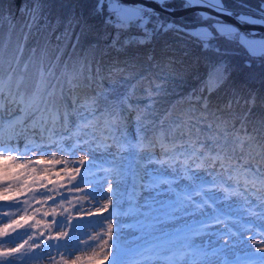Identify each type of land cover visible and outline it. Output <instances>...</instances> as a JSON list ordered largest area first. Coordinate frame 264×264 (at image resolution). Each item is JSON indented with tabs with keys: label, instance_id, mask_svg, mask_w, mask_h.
I'll list each match as a JSON object with an SVG mask.
<instances>
[{
	"label": "trees",
	"instance_id": "16d2710c",
	"mask_svg": "<svg viewBox=\"0 0 264 264\" xmlns=\"http://www.w3.org/2000/svg\"><path fill=\"white\" fill-rule=\"evenodd\" d=\"M163 2L177 8L185 0ZM137 8L127 19L107 0H0L2 123L47 139L49 128L68 135L94 120L86 131L110 147L104 120L115 118L120 138L135 142L139 115L146 137L163 129L178 151L199 141L202 151L219 152L229 165L209 158L206 167L263 187L264 54L217 31L212 16ZM223 10L264 21V0H223ZM203 25L213 27L210 35ZM221 65L208 92V76ZM86 100L94 103L85 107ZM159 152V145L151 150Z\"/></svg>",
	"mask_w": 264,
	"mask_h": 264
},
{
	"label": "snow or ice",
	"instance_id": "6c2138e0",
	"mask_svg": "<svg viewBox=\"0 0 264 264\" xmlns=\"http://www.w3.org/2000/svg\"><path fill=\"white\" fill-rule=\"evenodd\" d=\"M107 3L110 10L112 5L122 7L120 0H107ZM215 3L217 7L213 11L220 12L221 15H231V13L223 11V0H215ZM204 6L199 4V0H185L184 3L185 8ZM203 16L210 18L209 14H203ZM137 18H139L138 13ZM239 19L245 21L249 18L240 17ZM260 23L264 26V21H260ZM215 27L217 31H220L225 25L217 24ZM233 32L237 33V30L233 29ZM205 35H210V33L205 30ZM240 36L241 41L244 42L245 37L243 34ZM260 44L264 47V40L260 41ZM92 103L94 101L86 100L84 106L90 107ZM55 119L58 117L54 118L53 126H55ZM136 120L138 137L135 142L127 136L123 138L111 137L120 151L139 149L151 153L152 148L159 145L162 158H157L154 153H151L152 161L160 165L178 163L183 175L188 179H192L190 165L195 157H199L198 162L194 165L197 169L204 168L209 158L219 162L221 167H229L225 156L219 152L213 155L210 152L202 151L203 146L199 144V141H190L188 144L181 145L178 151L177 145L170 140L171 134L163 129L154 133L151 138L146 137L142 131L144 122L139 115ZM115 124V118L104 120V127L108 128L110 132L114 130ZM94 125V120L77 124L68 133L75 138L76 143L74 144H65L66 136L63 134L58 136L52 129H48L46 140L42 138L40 142L33 141L25 145L23 155L39 153L35 159H22L12 154L17 151L16 148L5 147L0 143V149H2L0 150V208L7 206L17 209L14 218L7 219L6 223L0 224V237L10 239L12 234L20 235L19 230H22L23 235L28 237L13 247L0 248V264H18V261L20 264H37L53 249L60 256V259L54 261V264H105V261L110 259L106 249L111 246L110 241L115 236L116 224L113 222V218L127 215L128 212H121L118 201L105 197L96 189L98 178L93 174L94 161L91 160L88 151H85V147L90 146L92 140L95 139L92 132L86 131V129L93 128ZM96 146L104 149L109 147L108 144L103 143H97ZM49 151H52L53 157L56 151H64L72 156H75L77 151H84L85 155L79 158L75 166H69L70 162L66 160L45 159ZM104 171L106 173L105 180H108V176L111 175L115 177L116 183L120 182L122 172L117 165L113 164L112 167ZM175 183L177 181L174 179L153 176L144 185V189L149 192L158 190L157 194L164 191L162 185H167L166 190L173 193V199L168 201L167 215L170 220L201 217L194 220L187 232L180 237L178 247L169 257V264H184L188 257H191L189 264H234V261L230 260L226 254L229 247H235L245 240H253L254 236L245 237L244 233L255 228H259L260 232L264 233V192L257 193L252 190L251 194L257 200L256 204H252L239 185L225 186L222 181L220 182V186L223 187V201H229L232 197H243L244 204L247 206L246 216L255 218L244 219L225 215L216 207L219 200L210 202L207 199H194L193 192L181 191L174 187ZM260 183L264 185V180H261ZM202 190L203 186L196 190L195 195H200ZM111 191L110 188L109 192ZM138 198L139 192L136 193L134 199ZM101 200L105 201L102 205L100 204ZM85 202L92 207L85 208ZM209 206L211 212L205 211ZM177 213L180 216H177ZM202 213L203 215H201ZM4 216L7 218L9 214L5 213ZM85 219H88L89 226L93 228H102L104 222L107 221L104 233L107 239L103 241L99 251L77 255V252H82L81 245L91 247V242L98 240L100 236L97 233V235H89L85 239L81 235V223ZM233 225H239V227H233ZM29 230H32L31 234ZM37 231L39 232L38 236L35 235ZM204 236L216 237L214 245L211 247L194 246V241ZM29 241L32 242L29 243Z\"/></svg>",
	"mask_w": 264,
	"mask_h": 264
},
{
	"label": "rangeland",
	"instance_id": "374dc122",
	"mask_svg": "<svg viewBox=\"0 0 264 264\" xmlns=\"http://www.w3.org/2000/svg\"><path fill=\"white\" fill-rule=\"evenodd\" d=\"M199 3H209L217 7L215 0H199ZM120 5L122 7H116L115 5L113 6L115 8H118L119 13L122 15V18L128 19L135 15V8H137V6H135L134 4L126 3L124 1H120ZM139 7H140V10H137L138 13L139 12L141 13V9L146 8L144 6H139ZM247 18H249L248 19L249 22L254 21V22L259 23L260 21H262L261 18L258 16H250ZM217 24L225 25V27H223L221 31L224 32L230 38H233L235 40H241L240 34H243V36L245 37V40L243 43L249 52L253 54L264 52V47H262V45L260 44V41L264 40V34L262 35L261 34H249L243 31L242 29L238 28L236 25L232 23L223 21L219 18H215L214 25H217ZM203 27H204V30H207L208 32H211V30H214L213 27H211V25L210 27L208 25L207 26L203 25ZM233 29L237 30V33H239L237 38H235L237 33H234ZM238 30H241L242 32ZM219 70L221 72L220 74L222 75L224 67L221 65V68H219ZM212 72L213 71H211L208 76V83H207L208 92L211 91L212 86H213L210 84V75L212 74ZM206 95H201L200 97L201 101H206L205 100ZM108 135L111 137L115 136L118 138V135H120V133L115 132L113 130L112 132L109 131ZM2 144L5 147L11 146L13 148H16V146H12L11 143L10 145L9 144L6 145L5 143H2ZM17 146L18 148H16L17 149L16 152L19 155H23L24 150H25V145H23L22 142H18ZM85 151H88V155L90 157L96 156L99 159L103 160V162L108 161V156L115 157L120 152H122L123 154H125L124 157L122 158L124 159L122 166H120L119 160H114L115 161L114 163H111L108 161V163H111V165L109 166L104 165V164H99V167L100 168L104 167V169L110 168L113 166V164H115L120 169H122L121 170L122 175H123V172H126L125 170H123L125 169L124 166L129 167L131 165L129 168V171L124 174L123 181L120 180L119 183L114 182L115 177H112L111 175L108 176V181L110 180L114 182L115 192L119 196L122 195V198L124 196V192L126 188L127 189L130 188V195L132 196V198H134V196H136V193L139 192L140 199L139 198L134 199L133 201L129 202V204L133 206H131V209L127 211L130 216L131 223L128 227V233L126 234L125 239H124L125 247H131V244L133 242L134 244H137V243L141 244L142 246L141 252L145 251L146 248L154 247L157 250V253L163 252L162 250L164 249H170V252L173 254L174 250L178 247V242H179L180 237H182L187 232L188 227L191 226L194 220H198L201 217L200 216L183 217V218L170 220L167 215L168 201L173 199V193L168 192L166 190L167 185H162V188L164 189V191H162L160 194H157L158 190H153L149 192L144 189V185L147 184L153 178V176L162 177L161 175H157L156 172L154 173V170H156L158 167L152 161L151 153L146 150H141L142 151L141 153H143L141 156L142 158L137 159V161H135L136 154L134 155L132 154V152L128 150L120 151L115 144L112 146V150H110V148L108 150V148L107 149H104V148L95 149L93 147H87L85 148ZM112 151H115L118 153H115ZM58 153L60 155V160H66L70 162L69 166H73L70 160L72 159L74 160L80 155H85L84 151H77L76 154L79 153L80 155H75L76 157L75 156L72 157V155L64 151H60ZM118 156L120 157V155ZM98 162L99 160L95 159L93 163V167H96ZM208 168L209 167H204V169L201 168L196 171H191L190 175L192 179L186 178L183 175V172L181 171L180 166L178 165L174 166L173 164L171 166H167L165 169L159 167L158 170L160 174H162L163 172L164 174H166L167 172H170L171 174H173L172 177L174 178H170L171 176L168 178L176 180L177 183L174 184V187H176L177 189H180L181 191L193 190L194 192H196L197 189H201V187L203 186V190L201 194L195 197L193 196L194 199H197V200L207 199L210 202L219 200L220 202L216 204V207H218L222 212H224L225 215L246 219L247 218L246 216L247 206H245L244 204L243 197L237 196V197L230 198L229 201H223L222 200L223 187L220 186L221 177L216 175V172H217L216 170H209ZM144 177L146 181H144ZM177 177H181L180 179L184 183L180 182L179 179H177ZM129 178H131L132 183H127L129 181ZM208 180H209V183L212 184L209 187L210 189H208V185H207ZM130 185L131 187H129ZM239 187L245 193L247 198H249V196L252 197V194H250L249 192L246 193V191L243 190L240 185ZM123 202H125V199L122 200V203ZM251 203L252 204L257 203L256 197L255 199L251 200ZM2 210H4L5 212L0 215V224L5 223L9 217H12L13 215L17 213L16 210L6 209V207L2 208ZM205 211L211 212V207L209 206L207 209H205ZM7 212H10V213H8L9 216L5 218L4 214ZM176 215L180 216L179 213H177ZM201 215H203V213ZM85 224L89 225L88 219H85L81 223V235L85 239H87L88 237L85 236L84 234L89 233L92 229H94L95 231H98V228H93L89 226V228L82 230ZM149 225H152V226H149ZM251 232L252 231H249V233ZM134 233H136V237L133 236ZM254 234L255 233H252V236ZM129 237L132 238V241L129 239ZM259 238L262 240V243L260 244V246H263V249H264V233H263V236H260ZM216 239L217 238L214 236L199 237L194 241V246L211 247L214 245ZM258 240L255 239V241H252V243H247L246 241H244L243 243H238L235 247H229L226 254H229L228 256L231 255V257L235 259L236 252L240 248L244 252L245 255L243 256L242 260H240L239 262H234V264H249V263L250 264H264V255L263 254L256 255L257 252L258 254L262 252L261 248L258 247ZM0 242H2L0 243V248L9 247V244L5 243L6 238L0 237ZM209 242H212V243L210 244ZM93 245L94 243L92 241L91 247H93ZM252 253H255V256L251 255ZM190 259L191 257L186 258L184 264H189ZM141 264H145V262L143 261L141 262ZM164 264H169V260L166 261Z\"/></svg>",
	"mask_w": 264,
	"mask_h": 264
},
{
	"label": "water",
	"instance_id": "95a60500",
	"mask_svg": "<svg viewBox=\"0 0 264 264\" xmlns=\"http://www.w3.org/2000/svg\"><path fill=\"white\" fill-rule=\"evenodd\" d=\"M126 3L134 4L136 6H144L151 8L162 13L169 14L172 17H180L186 13L190 12H200L202 14L207 13L210 16L219 18L223 21L232 23L237 27L243 29V31L249 34H264V26L261 23L249 22L247 20L241 21L238 16H236L231 11L223 10L224 12H229L231 15H221L220 12L213 11L216 8L215 5L209 3H199L200 5H205L204 7H187L184 6L172 8L166 5L163 0H120Z\"/></svg>",
	"mask_w": 264,
	"mask_h": 264
},
{
	"label": "bare ground",
	"instance_id": "6f19581e",
	"mask_svg": "<svg viewBox=\"0 0 264 264\" xmlns=\"http://www.w3.org/2000/svg\"><path fill=\"white\" fill-rule=\"evenodd\" d=\"M202 14V13H201ZM204 14H207V13H204ZM213 17V16H212ZM214 18H216V17H214ZM239 28V27H238ZM241 29V28H240ZM243 30V29H242ZM239 31H241V30H239ZM221 72H220V70L218 69V70H216V71H214V72H212V74L210 75V84L211 85H213L214 84V82L218 79V78H220V76H221V74H220Z\"/></svg>",
	"mask_w": 264,
	"mask_h": 264
},
{
	"label": "built area",
	"instance_id": "2783aa9c",
	"mask_svg": "<svg viewBox=\"0 0 264 264\" xmlns=\"http://www.w3.org/2000/svg\"><path fill=\"white\" fill-rule=\"evenodd\" d=\"M262 16H264L263 14H261ZM242 32V31H241ZM238 34H236L235 38H237Z\"/></svg>",
	"mask_w": 264,
	"mask_h": 264
}]
</instances>
